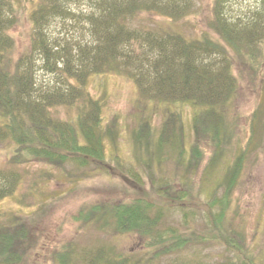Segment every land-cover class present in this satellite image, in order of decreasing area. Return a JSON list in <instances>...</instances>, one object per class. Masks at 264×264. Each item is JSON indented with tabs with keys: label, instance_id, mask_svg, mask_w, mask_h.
Returning <instances> with one entry per match:
<instances>
[{
	"label": "rangeland",
	"instance_id": "374dc122",
	"mask_svg": "<svg viewBox=\"0 0 264 264\" xmlns=\"http://www.w3.org/2000/svg\"><path fill=\"white\" fill-rule=\"evenodd\" d=\"M188 1V13L183 17L149 12L132 18L129 25L177 33L191 40L207 35L220 42L230 60L214 51L198 52L209 68L230 66L236 79L231 97L214 106L222 117L218 131L207 125L208 106L144 96L123 71L91 76L87 87L103 107L101 132L107 164L94 157H67L63 149L60 159L53 152L26 160L27 150L16 140L7 135L0 138V168H10L19 177L13 194L0 200V230L19 227L22 234L9 248L20 258L17 254L11 256L15 260L0 257V264H71L60 258H66L70 249L75 263L84 264L80 262L82 251L99 246L114 256L127 257L125 264H264V62L249 60L247 49L241 51L227 43L215 29L217 14L228 19L237 34L256 18L264 22V0ZM72 8L78 16L54 19L48 28L51 44L60 56L96 39L85 22L90 10L86 0H76ZM22 17L10 29L16 54L30 44V20L25 14ZM61 58L57 66H62ZM41 64L36 61L37 80L54 88L56 74L45 71ZM77 112L68 105L53 109L55 118L66 120H73ZM75 125L83 139L80 126ZM237 162L241 167L236 169L232 202L215 225L212 220L222 208L208 201L217 189L223 194L224 179ZM128 168L137 171L142 185L129 175ZM169 183L178 197L184 191L191 194L186 205L165 207L166 223L189 239L183 246L165 248L168 240L160 246L149 245L148 235L117 231L113 216L95 215L98 206L137 196L151 195L164 201ZM99 217L102 219L96 220ZM220 230L227 234L230 245L216 239Z\"/></svg>",
	"mask_w": 264,
	"mask_h": 264
},
{
	"label": "trees",
	"instance_id": "16d2710c",
	"mask_svg": "<svg viewBox=\"0 0 264 264\" xmlns=\"http://www.w3.org/2000/svg\"><path fill=\"white\" fill-rule=\"evenodd\" d=\"M73 2L76 0H0V138L7 135L16 140L27 150L26 160L31 156L46 157L53 152H57L60 159L58 154L63 149L67 157H94L103 165L107 164L101 132L104 119L102 102L92 95L87 84L91 76L122 71L134 79L144 96L161 100H192L210 107L205 113L209 117L207 125L213 132L218 131L222 117L214 106L231 97L236 79L230 66L216 70L209 68L206 58L199 59L198 52L208 54L214 51L230 60L220 42L207 35L200 40H191L177 33L151 28L144 31L129 25L132 18L149 12L176 19L183 17L188 13V0H86L90 10L85 14V22L96 39L90 45H80L76 51L67 50L60 56L51 44L48 28L54 19L78 16L72 8ZM23 14L30 20V44L21 54H16L15 36L10 29L24 19ZM216 17L215 29L222 39L241 51L247 49L245 55L249 60L264 62V22L261 19H254L245 31L237 34L228 19L219 14ZM60 57L63 64L57 66L55 63ZM38 60L42 61L41 67L45 71L56 74L58 82L54 88L37 80ZM81 101H84L82 105ZM62 105L78 109L77 116L73 120L55 118L53 109ZM75 123L80 126L83 139L77 134ZM169 128L167 126L163 133L166 134ZM238 159L241 161L240 157ZM240 165L237 162L226 175L223 194H219L217 189L208 201L211 206L215 204L222 208L212 220L215 225L222 221L226 208L232 202L238 174L236 169L240 170ZM127 172L142 185L135 169L128 168ZM18 183L16 171L0 168V200L13 194ZM173 192V185L169 183L168 197L165 196L164 201L151 195L137 196L130 201L98 206L94 209L95 215L113 216V226L117 231L134 230L148 235L149 245L160 246L168 240L170 244L165 248L183 246L189 239L177 227L166 223L165 207L171 203L186 205L191 194L184 191L178 197ZM109 223L106 220V225ZM226 235L220 230L216 239L229 242ZM20 238L19 227L13 231L0 230V257L15 260L11 256L17 253L9 251V248ZM93 248L87 250V247L82 251L80 262L125 264L128 261L121 254L114 256L105 246ZM66 253V258L60 257L62 262L69 259L71 264H76L74 252L70 249Z\"/></svg>",
	"mask_w": 264,
	"mask_h": 264
}]
</instances>
